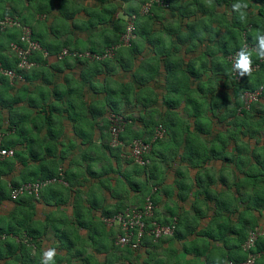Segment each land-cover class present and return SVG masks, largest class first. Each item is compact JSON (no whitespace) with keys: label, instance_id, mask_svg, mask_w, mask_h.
Here are the masks:
<instances>
[{"label":"trees","instance_id":"trees-1","mask_svg":"<svg viewBox=\"0 0 264 264\" xmlns=\"http://www.w3.org/2000/svg\"><path fill=\"white\" fill-rule=\"evenodd\" d=\"M20 1L1 0L0 21L10 17L16 19L20 25L28 26L31 29L32 38L39 43L42 50L47 51V55L44 56L41 50L34 51L29 59L35 65L29 68H21L18 66L19 59L10 49L11 43L19 41L21 27H9L7 25L0 32V63L2 67L11 69L22 77L21 79H9L7 76L0 74V107H12L8 109L9 114H11L9 125L2 129V124L0 123V133L6 135L4 132L7 133V131L13 129L21 133L18 135L23 137L25 132L24 121L30 118L31 123L34 126H38L39 129L46 125L48 134L51 135V124L49 121L52 120L53 112L56 111L58 114L68 112L71 117V111H74L77 107L80 109L85 105L83 101L79 105H73L69 96L65 100L64 97L67 90H60L57 86L50 91L42 93L41 100H43V97L48 98L49 94H52L55 98L64 100L59 103L60 109L51 106V110H45L49 106L48 103L41 102L38 95L36 98L31 97L29 92L31 88L26 86V83L39 78L43 83H49L50 81L46 78L44 69L49 66H54L53 69L57 68L58 65H53L56 64V59L62 61L65 59L67 61L68 58L73 59L79 65L86 66L87 72L91 71V73L87 74L93 76V78L101 70L107 71V75L112 77L113 72L120 66L124 71L122 73L124 76L126 72L129 73L130 82L126 84L120 83L117 91L111 90L117 95L111 94L113 97H108L106 102L102 103L104 108L107 105L106 110L104 108L102 110L99 106L95 107L94 110L92 107L88 108L93 116L102 115L100 129L109 127L107 136L109 142L112 141L110 115L108 119H105L103 117L104 112L119 114L121 112L118 101L121 98L128 99V97L133 96L135 100L133 105H136V99H139L140 94L143 97L144 104L150 102L148 104L150 107H148L146 115L141 114L138 118L130 117L125 113L122 114L126 124L124 125V130L118 135V140L121 141L118 145L111 146L106 144L104 135L100 131L99 137L101 141L97 142L96 146L100 149L98 151L102 153L98 157L107 156L111 161L108 160L109 163H102V168L104 169H101L98 177L108 174L110 170L115 171L113 162L119 163L124 160L128 164H133L132 157L125 160L126 158L121 159L120 155L122 153L130 154V148L127 145L133 138H140L144 141L151 140L153 135L149 137L146 134L152 132V125L156 123L152 117L158 114L161 120L159 125L164 127L166 140L169 137L171 142L163 145L157 153L155 143L160 142L162 144L165 141L156 139L152 143L150 152L144 157L145 163L133 165L132 172L139 175L144 182L135 179L136 177L129 174L128 171L126 173V170L120 173V180L122 178L128 192H133L135 195L141 192V197L134 206H142L148 195H150L155 205L158 204L161 202L160 191L171 196L176 190L177 197V203L172 204L171 207H166L168 216L161 218L157 214L156 209L154 216L155 220L162 223L175 221L172 235L160 237L156 240L151 236H145L138 248L131 249L127 247L129 253L141 252L142 250L145 252L137 254L136 261L134 262L133 260L127 264H227L230 260L244 259L246 252L242 251L241 245L247 236V227L245 226L247 221L244 220L242 222L239 220L237 223H233L231 215L237 213L239 207L242 208L244 218H252L253 214L251 212L253 213L255 210L260 212L264 210V136L262 138L263 141L257 138L256 141L250 142L251 138L260 136L261 129H264V113L261 112L262 107H259L263 104L260 101L264 98V90L263 94L256 100L246 101L248 93L253 92L260 86L264 88V76L261 73V71L264 72V58L258 57L256 50L245 49L246 45L244 44H254L257 48L259 42L257 38L264 32V0H209L208 3L202 0H164L168 2L167 7L154 4L150 12L143 16H139L136 9L129 8L117 18H114L117 4L111 2L114 0H107L109 2V6L106 7L107 19L113 21L111 34L103 36L101 46L89 44L88 48H85L89 52H102L106 46L109 47L119 43V36L124 31L125 25L132 14L137 15L134 20L136 39L131 40L129 45L118 47L111 59L102 60H90L72 56H64L59 59L57 55L62 48H67L70 51L83 50L78 46L72 45L69 42L70 37L65 38L61 42L52 43L48 41L45 34L50 33L49 29L52 30L51 33H55L56 30H53L54 28L51 25L47 26L46 30L43 31L40 27L36 28L33 24L34 19L39 20L34 14H24L18 11L21 6ZM70 2L71 0H58L59 15L65 20L73 18L78 10L72 8L69 5ZM237 2L247 5L246 9H242L244 13L243 19H241L239 12L233 10V5ZM222 5L224 6L223 17L217 14L218 6ZM20 8L22 11V7ZM43 8L40 7L41 12H51L49 5L45 7V10ZM198 13L199 17L205 16L203 20L208 19V24L203 23L201 29L182 31L181 26L183 24L184 27L189 26L188 22H184L186 18H196ZM168 16L175 20V25L165 26L164 31L169 39H176L175 45H168V51H171L173 56L174 51H179L185 43V52L198 53L200 57L195 58V60H199V62L191 58L185 61L179 54L173 57L163 56L156 52L160 46L157 43L152 48L154 50L152 54L147 56L149 60L152 59V62H147L149 64L148 70L145 60L140 61L141 59L139 58L140 55L143 56V41L148 40L152 43L153 36L156 41L159 40V36L153 35V24L155 26L156 22L159 21L162 25ZM140 17H143L142 22L139 20ZM221 18L224 19V22L221 21ZM99 20H103L102 15ZM89 22L94 23L92 20ZM218 22L220 24L215 25ZM223 27L225 29L222 31ZM122 47H126V58L121 56L122 58L120 59V51L124 50ZM246 50L251 55L252 66L258 65V67L252 70L251 75L237 80L232 76L233 63L230 59L227 60L226 57L237 51L239 53ZM143 57H146V55ZM113 59L114 61H112ZM66 64L70 65L69 63ZM159 67L162 68L163 77L161 78L164 89L172 92L175 98H170L169 94L165 95V97L163 96L165 98L163 100L165 106L162 109H154L152 106L156 102V98L146 97L141 92V85L148 84L151 81L152 86L146 85L150 94L156 88H160L157 85L158 80L156 78L158 74H161ZM206 72L211 73L207 76L205 75V77L203 74H207ZM84 74L86 73L84 72L81 75L83 76ZM88 80L90 78L83 79L84 83ZM18 83L24 84L22 88L15 86ZM95 85L90 80L88 87L93 88L94 92H97L98 88ZM129 86L130 89L128 88ZM15 87L16 90H14ZM38 88L39 86L34 87L33 92L42 91ZM11 89L13 91L9 93L8 90ZM78 92H80L79 95L82 97V91ZM195 94H201V100ZM182 99L185 103V110L190 109L187 117L191 122H183L180 119L182 111L179 112L176 109V105ZM19 102H23V104L18 105ZM184 108L181 110H184ZM98 118L100 117L98 116ZM138 121L142 123V126L139 127L136 133L129 136L130 123ZM96 124L99 125L98 122ZM26 140L27 148L32 153L29 137ZM11 145L3 136L2 146L10 148ZM166 150H169L170 162L166 163L167 166L163 170L155 162L157 161L155 157L158 156L157 154L166 157ZM31 156L34 157L33 153ZM148 158L154 161L151 162V165H148V162H150ZM16 162L24 163L22 154L17 151H14L13 156L0 160V174L8 175V171ZM217 167H219L217 174L211 172L212 168ZM57 168L50 170L48 174L42 175L40 174V172L43 173L42 168H39L40 172L36 174L35 178L39 176L38 179L40 180L59 179V172L61 171L60 168ZM125 168H128L127 164H125ZM70 174V171L62 169V179L64 181L70 182ZM170 177L173 178L171 185L167 184V180ZM35 178L30 181L38 180ZM131 178H134L135 181L132 182ZM149 180L152 182L150 187L147 186V181ZM26 182L29 181L16 182L13 180L8 189H5L8 186L1 185L0 182V202L8 199L15 204L21 203L23 196L37 199L33 195H21L16 199L10 197L12 187ZM216 184L222 188L220 193L214 189ZM151 186H156L154 191H152ZM144 195L146 196L144 197ZM186 201L189 202L193 210V216L190 218L192 227L191 223L187 222V217L184 214L189 212L185 211L183 204L181 205V203ZM202 204H205L207 208H212L213 221L207 222L201 233L200 230L194 232V229L200 224L198 220L202 219L205 214ZM216 207L218 208L217 211ZM119 209H122V207ZM74 214L77 225L83 226L87 230V237H80L78 231L75 230L66 233L64 229L59 232V229L55 228L53 236L49 239L45 236L44 243L48 249H60L56 252L55 261H59L64 257L63 254L65 252H63V249H65L67 252L65 254L66 257H69V259L70 257H75L82 264H119L117 260L119 257L114 252V250L119 249L115 243L116 236L114 235V243L108 238L109 234H114L117 231L113 228L104 230V227L100 226L92 218H85L83 212L77 207ZM28 217L26 216L24 219H28ZM19 223L12 221V219L7 220L0 217V235L10 236V238L7 237L5 240L0 239V260L4 262L10 258H14L19 263L30 262L32 256L26 253L28 244L22 242V233L32 237L31 239L35 243L36 239L42 236L39 230L31 225H19ZM249 227L253 229L254 224H250ZM186 233L188 235H197V237L186 241ZM15 238L22 239L16 241ZM88 238L91 242L88 241ZM199 239H202V241ZM171 240H176L182 244V253L173 244L168 246L164 244ZM160 244L164 245L160 246ZM86 247L93 248L94 254L87 252ZM254 251L260 253V258L256 260L255 264H264V237L258 238ZM179 253L183 256L180 257ZM158 254L163 256L159 257ZM34 257H38V261L34 262V264H41V258H39L41 255L38 252L34 254Z\"/></svg>","mask_w":264,"mask_h":264},{"label":"crops","instance_id":"crops-1","mask_svg":"<svg viewBox=\"0 0 264 264\" xmlns=\"http://www.w3.org/2000/svg\"><path fill=\"white\" fill-rule=\"evenodd\" d=\"M26 5H21V8L19 7V12L24 14H34V13H41V15L48 14V23L50 26L51 23L54 21V16L58 13L57 11V4L58 0H34V2H29L28 0H25ZM78 5L77 12L75 13L74 17L66 20L68 25H70V29L68 30V33L74 32L75 35H78L80 37H83L86 35V33H92L95 31L101 32V36L110 35L112 31V22L111 20L107 19V10L106 7L109 6V2L107 0H71L70 6L72 8L74 3ZM112 2V1H111ZM126 2V1H125ZM123 2H118L120 6H123ZM8 6L7 4H5ZM47 5L50 6L51 12H41L40 7H45ZM117 5L118 8V16L120 17V13L123 14L122 8ZM131 8V6H128ZM121 8V10H119ZM75 9V8H74ZM76 10V9H75ZM79 12V13H78ZM120 12V13H119ZM120 14V15H119ZM102 15L103 20L100 21V16ZM106 17V19H105ZM38 18V17H37ZM47 18V17H46ZM115 18V17H114ZM97 19V20H96ZM32 20V19H31ZM92 20L94 23H90L89 21ZM143 21V19H142ZM141 21V22H142ZM173 25H175V20ZM181 28H184V24L181 26ZM110 30V31H109ZM52 30L49 29L50 33H46V39L50 42H61L66 36L63 38L57 34L58 30L54 33H51ZM153 32H154V24H153ZM51 34H54L52 37ZM154 35V33H153ZM156 35V34H155ZM51 36V37H50ZM159 36V35H157ZM101 38V39H102ZM176 39H167V40H157L152 38V43L148 40L143 41V56L146 55V57L139 56V58L142 60H147V56H150L154 50H152L154 44L159 43V45L168 51V45L169 44H176ZM90 44V43H89ZM75 46L80 47L81 43L79 40L78 44H73ZM186 44L184 43L182 47L178 50H175L173 53V56L180 55L185 61H188L189 57L186 58V56H189L186 51ZM201 48V47H199ZM80 49H86L84 47H80ZM146 50V51H145ZM126 49L120 51V59L123 57V55L126 57ZM160 52L156 50V52H159L163 56L173 57L171 55V51L167 52ZM196 53V52H194ZM122 56V57H121ZM124 58V57H123ZM54 60V59H53ZM66 60V59H65ZM65 60H58L56 59V64L58 65L57 68H54V66H49L44 69V73L46 74V78L49 79V83L46 84L43 83V81L39 78L36 80H30V82L26 83V86H30V94L33 93L34 87L44 85V89L46 91H50L53 87L57 86L58 89L64 90L66 92V96L64 99L66 100V97L69 96L70 99H72V104H80L82 101L84 102L85 109L81 107L75 108L74 111H71L70 114L71 117L68 115V112L57 114L53 112L52 120L49 121L50 125V134H48V130L46 129V125H44L42 128H38V126H34L31 123L30 118L24 121L25 126V132L23 133V137H20L17 130H10L4 132L6 135L3 136L5 139H7V142L11 143L12 145L10 148L14 149V151L20 152L22 154V158L24 159V163L16 162L8 171V175H1L0 174V182L1 185L8 186L5 189L9 188V185L13 180L16 182H22L23 180H33L32 178H35L36 174H38L39 168H42V172L40 174H48L50 170H54L56 167L60 168L59 175L60 178L56 181L48 183L40 192L39 197H35L37 199H32L30 196H23L21 203H13L12 201L5 199L0 202V217L6 218L7 220L12 219L14 222H20L19 225H31L33 228L38 229L39 233H41V238L36 239V244L31 239L32 237L27 236L26 241L28 244L27 247V254H30L32 256V260L30 262H23L19 263L16 262L14 264H34L36 261H38V257H34V254L38 252V254L41 255L44 250L48 249L44 245L45 243V235L46 233L51 230L52 232L55 230V228L59 229V232L63 229L67 230L68 226H71L72 228L70 231H66V233H70L72 230L78 231L80 234L79 236L82 238L87 237V230L85 227H81L77 225V220L75 218V209H79L83 212L85 218H92L94 221L100 224V226H103L107 228L101 221V216L104 212L105 213H112L115 210H118L120 207H123L124 200H126L128 197H132L134 195L133 192H128L126 189L122 178L120 180V173L124 172L126 168L124 166L118 167L116 164L114 165L115 171L110 170L108 174L101 175L98 177L99 172L101 171L102 164L101 159H104L106 163L110 160V158L105 157H98L102 152H99V147L96 146L97 142L101 141V138L99 137L100 131L98 130V125L96 122L99 120V124L102 122V117L98 118L100 115L93 116L91 113L89 107L92 106L93 110L95 107H101L103 110L104 107H102V103L106 102L108 96L107 92L110 91L111 94H115L113 91H117V88L120 87V83H129L130 82V76L129 73L126 72L125 76L120 72H113L114 74L112 77L110 75H107V71H99V74L93 78V76H89L87 73H91V71L87 72L88 69L86 66L79 65L76 63L73 59L68 58L67 61ZM139 61V59H137ZM61 61V62H60ZM69 63L70 65L66 64ZM118 69L120 70L121 67L118 66ZM54 70V71H53ZM149 70V69H148ZM159 71H161V74L157 75V85L160 88H156L152 95L148 96L147 93H144L146 97H152L156 98V102L153 104L152 108L154 109H162L165 104L163 100L165 99V95L169 94L170 98H175L174 94L172 92H168L164 89V84L162 81L163 75H162V68L159 67ZM86 73L83 76L82 73ZM84 78H90V80L93 82V84L97 85L96 88L97 92H94L93 88H89L90 80L86 81L84 83ZM110 83H114V86H111ZM189 83V82H188ZM25 84V82H24ZM23 84V85H24ZM21 83L16 84V87L23 86ZM95 85V86H96ZM152 86L151 81L148 84ZM156 85V86H157ZM191 86V85H190ZM16 87L14 90H16ZM163 87V88H161ZM29 88V87H28ZM113 91L111 92V90ZM82 91V98H79L80 92ZM13 89L8 90L9 93H12ZM137 91V90H136ZM62 93V91H61ZM115 94L114 96H116ZM172 95V96H170ZM164 96V97H163ZM110 97H113L112 95ZM167 97V96H166ZM49 102L54 103H61L64 100L55 98L52 94H49ZM133 99L134 97H128L121 98L118 101L119 109L122 110L121 112L125 113L126 115H129L132 111H138L139 108L137 105L131 104L130 106L126 103L129 99ZM121 101H124V103H121ZM135 101V100H134ZM138 102V99H136V103ZM19 104H23V102H19ZM93 104H97L98 106H94ZM149 103L143 104L140 113L145 112L148 107ZM178 105H181L182 108H184V101L178 102ZM176 105V108L177 106ZM73 107V106H72ZM12 107H0V123L3 127H6L9 125V120L11 114H9L8 109H11ZM180 108V109H182ZM51 110V108L48 106L45 110ZM105 110L107 109V105H105ZM85 110V111H84ZM81 111H84V117L81 115ZM34 114V113H32ZM104 115V114H103ZM102 116V115H101ZM58 117V118H57ZM92 122V123H91ZM84 123H91V125H95V129L93 128L91 130V133H86L84 131H81L80 134H78L79 126ZM141 123V122H139ZM135 125V124H134ZM80 131V130H79ZM27 137H29V144L30 149L32 150V153L29 152L27 148ZM23 139V140H22ZM33 140V141H32ZM102 151V150H101ZM91 152V155L89 154ZM41 159V160H40ZM109 160V161H108ZM94 164V165H93ZM96 165V166H95ZM57 168V169H58ZM62 169L70 171V182L64 181L62 179ZM219 167L212 168L211 172H215L217 174ZM228 170V169H226ZM119 174V177H117ZM39 176L35 179H38ZM171 179V180H170ZM232 180V177H230ZM170 182H172L173 178H169ZM114 181V182H113ZM167 180V184H169ZM117 185H120L123 188L122 194H116L115 189ZM171 185V183H170ZM220 185L216 184V187L214 188L215 191L218 193L221 192L222 188L219 187ZM224 190V189H223ZM128 192V193H127ZM115 193V194H113ZM233 194V193H232ZM171 197V196H170ZM177 203V201L173 200V205ZM186 203V204H184ZM181 203L183 204V208L186 209L185 211H188L189 213H184L187 217V222L191 223L190 218H192V208L188 201ZM218 203V198H217ZM212 206V205H211ZM202 207L205 211V214L202 216V219H199V223L197 227L194 229V232L196 230L201 231L204 229L207 222L213 221L212 217L214 216L212 208H207L205 204H202ZM157 209V204H156ZM218 208L216 207V211ZM252 218H244L243 217V211L242 208H238L237 213L232 214L231 218L233 223H237V221L241 220L242 222L244 220L247 221L245 223V226L250 230L249 227L250 224H254V227H257L261 230V237H264V210L263 211H257L255 210L253 213ZM159 215V214H158ZM29 216L28 219H24V217ZM160 216V215H159ZM216 216V215H215ZM166 217V216H164ZM161 217V218H164ZM217 217V216H216ZM26 223V224H24ZM249 225V226H248ZM63 227V228H62ZM192 227V223H191ZM190 227V228H191ZM109 230V229H108ZM57 232V233H59ZM199 233V234H200ZM26 235V234H24ZM187 236V240L193 239L197 237V235H188V233L185 234ZM170 239V238H169ZM202 241V239H199ZM31 242V243H30ZM171 242V243H170ZM173 244L178 248L180 253H182V244L177 242L176 240H171L167 242V244ZM165 244L166 246L170 244ZM164 245V244H160ZM40 246V247H39ZM158 247V246H156ZM87 252H90L94 254L93 248L86 247L85 248ZM60 249H56L55 251H59ZM159 250V249H158ZM18 251V250H17ZM63 252L65 254L67 253L65 249H63ZM179 253V256L182 257ZM65 254H63V258L61 260L55 261L56 264H82L80 260H78L75 257H66ZM34 257V258H33ZM39 257V258H41ZM40 260V259H39ZM4 264V263H0Z\"/></svg>","mask_w":264,"mask_h":264},{"label":"built area","instance_id":"built-area-1","mask_svg":"<svg viewBox=\"0 0 264 264\" xmlns=\"http://www.w3.org/2000/svg\"><path fill=\"white\" fill-rule=\"evenodd\" d=\"M154 4L168 6V2L164 0H145L142 9L139 10L140 15L148 14ZM130 20L124 28V31L119 36V43L106 47L102 52H89V51H70L67 48L62 49L57 57L61 59L64 56H72L85 58L90 60H102L111 58L115 50L119 46L129 45L131 40L135 38V23L137 18L136 14H132ZM7 25L21 27V35L19 41L11 43L10 49L17 56L18 66L21 68H29L35 65L33 61L29 59L34 51H43V55H47L46 50H42L39 43L32 38L31 29L26 25H20L16 19L7 17L0 21V32L3 31ZM238 51L231 55L230 60L232 63L237 59ZM258 65H253L252 70H255ZM0 74L7 76L9 79L18 78L21 79V75H18L15 71L2 67L0 63ZM233 78L240 80L238 73L233 70ZM263 86L258 87L253 92L246 95V101L250 102L256 100L261 94H263ZM110 134L112 136L113 145L121 143L118 140V135L124 130L125 120L122 115L110 114ZM155 133V134H154ZM150 141H144L140 138H133L128 143L130 148V156L135 159L138 164L145 163V155L151 150L152 143L161 138L164 134V128L162 125H158ZM3 134L0 133V160L11 157L14 154V149L6 148L2 146ZM58 179L52 178L47 180H37L34 182L22 183L18 186L12 187L10 197L16 199L21 195H33L38 197L41 189L48 183L56 181ZM156 205L153 203L150 195L146 196L142 206H126L123 210L118 211L111 215H105L103 221L106 225L113 227L116 232L115 243L121 246H128L131 249H136L140 246L141 241L145 236H151L153 239H158L164 236H170L173 233L175 227V221L171 223H162L154 219ZM261 235V230L257 227L248 231L246 239L241 245L242 251L246 252V256L242 260H230L227 264H255L256 260L260 258V253L254 251L256 242Z\"/></svg>","mask_w":264,"mask_h":264},{"label":"rangeland","instance_id":"rangeland-1","mask_svg":"<svg viewBox=\"0 0 264 264\" xmlns=\"http://www.w3.org/2000/svg\"><path fill=\"white\" fill-rule=\"evenodd\" d=\"M30 3L31 2H34V0H28ZM124 1V3H123V6H120L119 4H118V2H123ZM126 1V2H125ZM203 2H206V3H208V1L209 0H202ZM0 2H1V0H0ZM21 2V5H26V1L25 0H21L20 1ZM112 2H114L115 4H117V5H119L121 8H122V11H125L126 9H129V7L128 6H131V8H133V9H136L137 10V12H138V14H139V16H143V15H140V13H139V10H141L142 9V6H143V3L145 2L144 0H114V1H112ZM73 7L75 8V9H77L79 6L78 5H76L75 3L73 4ZM121 8H119V10H121ZM57 11H58V8H57ZM79 13V12H78ZM120 13V12H119ZM121 14V13H120ZM119 14V15H120ZM217 14H219V16H224V6L222 5V6H218V8H217ZM34 15L36 16V17H38L37 19L39 20V21H37V20H35L34 19V26L36 27V28H41V30L43 31V30H46V28H47V25H49V23H48V21H47V19H48V14H47V18L45 17L44 18V16L43 15H41V13H34ZM116 16H118V8H116L115 9V13H114V17H116ZM121 16V15H120ZM145 17V16H144ZM205 17V16H204ZM204 17H199V13L197 14V16H196V18H193V17H190V18H186V21H184V22H188L189 23V26L188 27H184L183 29H182V31H191L192 29L193 30H195L196 28H199V29H201V26H202V24L203 23H207V21H208V19L207 20H203V18ZM142 18L143 17H140V21H142ZM97 20V19H96ZM201 20H202V22H201ZM221 21L222 22H224V19L223 18H221ZM198 22V23H197ZM173 23H174V19L173 18H171L170 16H168L167 18H165V20L163 21V24L161 25L160 24V22L159 21H157L156 22V24H155V26H154V34H156V35H159V39H161L162 41L163 40H167L168 39V37H167V33L164 31V27L166 26V27H170V25H173ZM212 23V22H211ZM69 24V22L67 23V21L65 20V19H63L60 15H59V12L54 16V21L51 23V27H53L54 29L53 30H58V32H57V34H59V36H61V37H70L69 38V42L73 45V44H78L79 43V40H80V43H81V46L80 47H86V48H88V45H89V43H90V45H97V46H101V43H102V40H101V38H102V36H101V32H99V31H95V32H92V33H86V35H84L83 37H80V36H78V35H75L76 33H74V32H71V33H69L68 34V30L71 28L70 27V25H68ZM208 24V23H207ZM220 23L218 22V23H216L215 25H219ZM225 29V27H223L222 28V31ZM110 31V30H109ZM200 31V30H199ZM55 34V33H54ZM54 34H51V36L53 37L54 36ZM262 35H264V32L262 33ZM50 36V37H51ZM173 37H175V36H173ZM134 39H136V37L134 38ZM155 45V44H154ZM154 45H151V46H154ZM244 45H246L245 46V49H251V51H255L256 50V46L254 45V44H244ZM114 46H116V45H114ZM123 46H126V45H123ZM107 47V46H106ZM120 47V46H119ZM126 47H122V49H125ZM63 49V48H62ZM83 51H87V49H82ZM146 51V50H145ZM158 51H161V52H165L166 51V49L165 48H163V47H161V46H159V48H158ZM125 52V51H124ZM168 51H166V53H167ZM187 54L189 55V56H186V58H191V59H193V60H195V58L197 59V58H199L200 57V55L198 54V53H194V52H187ZM114 56V55H113ZM112 56V57H113ZM111 57V58H112ZM123 57L124 58H126L124 55H123ZM230 57H231V55H229V56H227L226 57V59L228 60V59H230ZM111 58H109V59H111ZM112 61H114V59L112 60ZM196 62H199V60H195ZM147 62H152V59H147V60H145V65H146V67L149 69V64L147 63ZM153 62H154V59H153ZM115 72H120V73H124V71L122 70V69H118V67L116 68V70H115ZM207 74H203L204 76L206 75H208V74H210L211 72H206ZM261 73L263 74V76H264V72L263 71H261ZM205 76V77H206ZM204 79V78H203ZM229 83H230V81H228ZM110 85L111 86H114V83H110ZM144 84H142L141 85V92H143V93H147V95L148 96H150V95H152V94H150L149 92V90H147V87H146V85H144ZM149 87H150V85H149ZM129 89H130V86L128 87ZM38 89H41L42 91H40V92H33L32 94H31V97H33V98H36L37 97V95L40 97L39 99L41 100L42 99V93H45V89H44V85H40L39 86V88ZM246 93V92H245ZM245 93H244V95H245ZM45 95V94H44ZM196 96H198V98L201 100V94H195ZM107 96L108 97H110L111 96V93H110V91H108L107 92ZM79 98H82L81 96H78ZM184 100L182 99V100H180V102H183ZM41 102H43V103H48L49 104V107L51 108V106H54V107H56V108H58V109H60V107H59V102L58 103H54V102H49V98H44L43 97V100H41ZM128 103H126V105L128 104L129 106L131 105V104H133V103H135V101L131 98V99H129L128 101H127ZM121 103H124V101H121ZM131 103V104H130ZM150 103V102H149ZM257 103V102H256ZM260 103H263L261 106H259V107H262L261 108V112L262 113H264V98L263 99H261V101H260ZM144 104V102H143V97H142V95L140 94V96H139V99H138V102H137V107L139 108V112L138 111H132L128 116H130V117H133V118H138L141 114L142 115H146V112H147V109H146V111L145 112H142V113H140V109H141V107H142V105ZM255 104V103H254ZM94 106H98L97 104H93V107ZM92 107V106H91ZM132 106H130V108H131ZM84 109H85V106L83 107ZM180 108H182L181 107V105H178L177 106V108L176 109H178L177 111H179V112H181L180 113V119L183 121V122H191L190 121V119H188V117H187V114H188V112L190 111V109H187V110H185V108H184V110H181ZM122 110H120V112H121ZM84 111H81V115H82V117H84V113H83ZM148 112H149V110H148ZM55 113H56V111H55ZM58 114V113H57ZM123 114V112H121V113H119V115H122ZM110 114H108L107 112L105 113L104 112V118L105 119H108V116H109ZM99 117H102V116H99ZM58 118V117H57ZM153 118V120L154 121H156V123H153V125H152V128H153V130H152V132L150 133V134H146L147 136H152L153 135V133H154V131H155V128L159 125V122H161V120H160V116L158 115V114H155L154 115V117H152ZM98 122H99V120H98ZM140 121H138V122H135V123H130V125H131V128H130V131L128 132V134H129V136H131L133 133H136V131L139 129V127L140 126H142V123H139ZM92 123V122H91ZM91 123H84V124H82V125H80L79 126V130H78V134H80V132L81 131H84V132H86V133H91V130L94 128L95 129V125L93 126V125H91ZM126 124V123H125ZM135 124V125H134ZM102 125V123L101 124H99L98 125V130L99 131H101L102 133H103V135H104V142L106 143V144H109V145H113V142L112 141H110L109 142V140L107 139V136H108V132H109V127L107 126V128H105V127H103L102 129H100V126ZM163 127V126H162ZM164 128V127H163ZM164 131H165V129H164ZM155 134V133H154ZM263 136H264V129H261V133H260V136H255L254 138H251V140H250V142L252 143V142H254V141H256L257 140V138H258V140H262L263 141ZM109 137H110V134H109ZM135 137V136H134ZM110 139V138H109ZM158 139H161L162 141H165L164 143H160V142H156L155 143V148H157V153H158V150H160L162 147H163V145H166V144H169L171 141L169 140V137L167 138V140H166V136H165V133L163 134V136L161 137V138H158ZM154 143V142H153ZM167 151V156L166 157H162L160 154H157L158 156H156L155 158H156V160L157 161H155L163 170L165 169V167L167 166L166 165V163H169L170 162V154H169V150H166ZM121 153H122V151H121ZM89 154L91 155V152H89ZM132 156V155H131ZM131 156H130V154H125V153H122L121 155H120V157H121V159H123V158H126L125 160H128L129 158L131 159ZM104 159H101V164L102 163H106L105 161H103ZM135 159H133V161H134ZM148 160H150V162H148V165H151V162H154V161H152L150 158H148ZM121 161V160H120ZM136 161V160H135ZM133 162V164L131 165V164H128V163H126V161H124V160H122L121 162H119V163H115V162H113L114 163V165L116 164V166H118V167H121V166H124L125 167V164H127L128 165V168L126 169V173H127V171H128V173L129 174H131V175H133L134 177H136L135 179H138V180H142L141 179V177L139 176V175H136V174H134L132 171H133V165L134 164H136V162ZM137 164H138V162H137ZM94 165V164H93ZM96 166V165H95ZM117 177H119V174H118V176ZM230 177H231V175H230ZM135 179L134 178H131V180H132V182L133 181H135ZM171 180V179H170ZM170 180H168V182H170ZM114 182V181H113ZM142 182H144L143 180H142ZM171 184H172V182H170ZM169 183V184H170ZM147 186H149L150 187V184H152V182H151V180H149V181H147ZM155 188H156V186H151V189H152V191H154L155 190ZM115 193L116 194H122L123 193V188L120 186V185H117V187H116V189H115ZM141 195V192H140V194L139 193H137L136 195L134 194V195H132V197H128L126 200H124V204L125 205H123V207H125V206H133L134 204H136V203H138V201H139V199H140V196ZM160 196V199H161V202H159L158 204H157V209H156V211H157V214H159L160 215V217H164V216H168V212H166V207L168 206V207H171L172 206V204H173V200H175V201H177V197H176V190L174 191V193H172V195H171V197L170 196H168V195H166V194H164L162 191H160V194H159ZM146 195H144V197H145ZM39 197V196H38ZM184 204H186V203H184ZM122 207V208H123ZM113 213V212H112ZM107 214H111V213H103L102 215H99V217L101 216V219H100V221L103 223V218H104V216L105 215H107ZM104 224V223H103ZM107 228H103L104 230H108V229H110L109 228V226H107L106 224H104ZM63 228V227H62ZM72 227L71 226H68V228H67V230L68 231H70V229H71ZM66 230V229H65ZM66 230V231H67ZM248 231H249V229H248ZM248 231H247V233H248ZM246 233V234H247ZM114 235H115V233L114 234H109L108 235V238L109 239H111L112 240V242L114 243ZM48 239L51 237V236H53V232L51 231V230H49L47 233H46V235H45ZM7 237H9L10 238V236L9 235H6V237L5 238H0L1 240H5ZM22 238H23V243L24 244H27V241H26V238H27V235H24L23 233H22V236H21ZM22 238H15V240L16 241H19V240H21ZM29 238V237H28ZM88 241L89 242H91V240L88 238ZM111 242V243H112ZM171 243V242H170ZM170 243H168V244H170ZM164 244H167V242H165ZM167 244V245H168ZM116 245V244H115ZM117 246V245H116ZM120 246V247H119ZM119 249H117V250H114V252L118 255V263L119 264H124V263H130V261H133L134 260V262L136 261V259H137V254H139V253H145V252H143V250L141 251V252H138V251H136V252H132V253H129V251L127 250L128 248V246H121V245H118L117 246ZM159 253V252H158ZM158 256L159 257H162L163 255L162 254H158ZM134 257H135V259H134ZM125 260V261H124ZM0 263H4V264H14V263H16V261H15V259L14 258H10V259H8L7 261H3V260H0Z\"/></svg>","mask_w":264,"mask_h":264},{"label":"clouds","instance_id":"clouds-1","mask_svg":"<svg viewBox=\"0 0 264 264\" xmlns=\"http://www.w3.org/2000/svg\"><path fill=\"white\" fill-rule=\"evenodd\" d=\"M246 8H247V5L244 3H241V2H237L233 5V10L240 13L241 19L244 18V13H243L242 9H246ZM43 16L45 18L47 15L43 14ZM257 39L259 41L257 44V48H256L257 55L260 58H264V35H260ZM233 70L238 73L240 78L247 77V76L251 75V73H252V58H251L250 53L247 50L246 51H240L238 53V58L233 63ZM38 180H40V179H38ZM45 180H47V179H45ZM35 181H37V180H35ZM29 182H34V181H29ZM39 195H40V193H39ZM123 209H124V207L122 209H119V210L111 213V214H114V213L121 211ZM111 214H107V215H111ZM103 223H104V221H103ZM109 228H113V227L109 226ZM115 236H116V232H115ZM5 237H6L5 234L0 235V238H5ZM154 240H156V239H154ZM55 256H56L55 249L49 248V249L44 250L42 253V257H41V264H55Z\"/></svg>","mask_w":264,"mask_h":264}]
</instances>
